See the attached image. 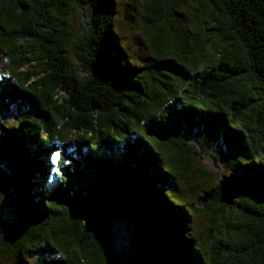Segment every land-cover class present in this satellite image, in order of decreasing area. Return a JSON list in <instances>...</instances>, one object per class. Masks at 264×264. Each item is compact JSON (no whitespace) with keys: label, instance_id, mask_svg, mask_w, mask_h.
<instances>
[{"label":"trees","instance_id":"1","mask_svg":"<svg viewBox=\"0 0 264 264\" xmlns=\"http://www.w3.org/2000/svg\"><path fill=\"white\" fill-rule=\"evenodd\" d=\"M136 1L146 61L118 0H0V260L264 264V0H130V27ZM78 142L92 181L47 193ZM200 154L220 179L196 204Z\"/></svg>","mask_w":264,"mask_h":264},{"label":"rangeland","instance_id":"2","mask_svg":"<svg viewBox=\"0 0 264 264\" xmlns=\"http://www.w3.org/2000/svg\"><path fill=\"white\" fill-rule=\"evenodd\" d=\"M130 0H118L119 18L115 24L117 33L119 35L120 42L123 47L130 53V55L135 60H144L148 59V52L146 51L143 40L141 39V33L139 32L137 22L139 21V3L133 2L130 5V13L133 15L131 19L132 26L130 27L125 20V8ZM183 2V0H181ZM130 4V3H129ZM146 59V60H145ZM7 69V59L5 57L0 58V75L4 74ZM12 113L7 116L5 120V125L8 128H12L15 125V108L11 109ZM198 150V149H195ZM79 151H83V144L71 143L70 145H61L58 148V151L54 153L51 158L50 166L54 167L52 178L47 179V193H54L60 185L58 182H67L75 189L86 185L92 181L94 172H85L82 174V180L78 178L80 176L79 169L77 165L78 160L80 159ZM65 152V153H64ZM85 154V153H84ZM74 163V164H73ZM78 166V167H77ZM197 166L200 169V173L196 171L194 173V185H191L190 188L184 186L191 197L193 203H198L203 201L207 196V193L216 185L217 181L220 179V170L217 168L215 161L210 156L205 154H200L197 158ZM196 232L200 235L204 233L203 223H197L195 225ZM26 262L28 264H38L37 261L32 256H25ZM0 264H11V261L0 260Z\"/></svg>","mask_w":264,"mask_h":264},{"label":"water","instance_id":"3","mask_svg":"<svg viewBox=\"0 0 264 264\" xmlns=\"http://www.w3.org/2000/svg\"><path fill=\"white\" fill-rule=\"evenodd\" d=\"M8 179V175L7 173H5V171L3 169H0V188H2Z\"/></svg>","mask_w":264,"mask_h":264}]
</instances>
